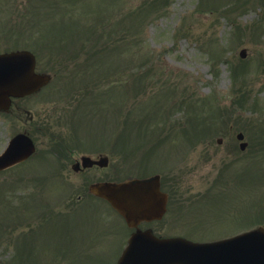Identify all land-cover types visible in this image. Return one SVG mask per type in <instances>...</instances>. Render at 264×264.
I'll use <instances>...</instances> for the list:
<instances>
[{
  "label": "rangeland",
  "instance_id": "1",
  "mask_svg": "<svg viewBox=\"0 0 264 264\" xmlns=\"http://www.w3.org/2000/svg\"><path fill=\"white\" fill-rule=\"evenodd\" d=\"M29 42L37 52L47 47L43 59L60 60L40 67L55 75L38 112L50 107L58 119L80 91L112 103L99 123L121 130L116 179L160 173L170 185L168 173L185 170L175 185L191 196L203 188L196 194L207 197L211 223L220 214L233 222L237 212L245 230L264 226V0H0V50ZM71 58L75 65H63ZM54 127L71 135L67 125ZM237 132L248 142L243 151ZM15 133L0 116V151ZM19 169L0 172V264H115L125 244L118 218L98 207L80 217L78 193L69 201L70 184L58 174L48 183L47 174ZM186 217L169 227L184 229ZM199 219L196 236L206 237L215 227ZM73 222L89 228L79 235Z\"/></svg>",
  "mask_w": 264,
  "mask_h": 264
},
{
  "label": "flooded vegetation",
  "instance_id": "2",
  "mask_svg": "<svg viewBox=\"0 0 264 264\" xmlns=\"http://www.w3.org/2000/svg\"><path fill=\"white\" fill-rule=\"evenodd\" d=\"M21 17L22 16L15 18L14 21L17 30L19 28V30H22L23 27V20ZM6 28L8 32H12L14 29L12 27L8 28L7 26ZM37 35L42 36L43 34L40 32ZM8 37H10V34H8ZM39 39L43 38L39 37L38 40ZM29 43V45L21 48L2 49L0 53L18 50H27L31 52L34 57V73H50L49 75L53 80L55 74L53 72H48L47 69H40V67L42 65H50L54 61H57L56 66H60V60L53 58L43 59L42 57H44V54L48 53L47 47L38 50V53L33 47L34 45L31 44V42ZM17 44L18 41L12 42V45ZM65 64L73 66L75 65V59L71 58L69 61L63 62V65ZM49 84L50 83L23 96L12 97L6 109L0 111V116L14 125L16 133L22 132L30 137L33 146V152L28 157L11 166L3 168L0 170L1 173L20 168L16 171V174H33V176L35 174H47L46 179L48 183L51 182L52 178H58L53 176V174H58L59 178L67 182L63 183L66 187L70 184V188L67 187L69 201H71L70 194L78 193L75 200L79 202V206H83L81 210L79 209L80 217L84 207H98L99 209H104L109 214L115 216L114 219L118 218L121 221V224L118 219L116 222L119 226H122V231L119 236L123 238V241L125 240V244L129 237L136 231L150 233L158 240L181 237L193 242L221 240L244 231L243 219L238 223L234 221V219L238 218L237 212L231 215V221L234 223H228V219L223 214L214 216L217 221L211 223V216H206V209H203L207 204V197L196 194L197 192L202 193L204 191L203 188L198 187L194 189L191 196V192L181 191V188L175 185L177 178L176 174H187L185 170H178L175 172L172 170L173 172H169L168 174L173 175L171 178L174 180H170V185L166 180L163 181V177L167 178V174H143L141 176L130 174L125 177L126 179H134L158 175L160 184L159 190L166 195L164 208L159 218L142 220L136 225H128L109 203L102 198L96 197L89 191L90 185L95 182L116 180L117 132L115 128L108 127V123H103L101 125L99 123L100 112L103 110L107 112L108 109L110 112L113 111L112 103L104 98L103 92H97V97L92 91L85 93L80 91V93H77L79 97H73L72 105L75 107L68 108L64 106V111L61 109L62 112L59 113L57 116L58 119H56L50 107L43 109L41 112L36 110V99L44 94L42 89ZM61 94L63 97L64 94ZM103 98L105 100L101 105V100ZM106 105H108V109ZM63 124L70 127L71 135H66L54 127H62ZM83 126L87 130L86 134L88 136V141L86 143L85 140L79 138V128ZM100 126H104L101 131L99 130ZM198 173L210 174L208 171L201 172L197 170H194V172L190 174ZM85 183L87 185H85ZM83 198L95 202H82ZM226 198L224 202L221 203V206L223 205L222 207L225 209L229 207ZM199 216H202L204 221L208 218V222L212 227H215L206 237L196 236V232L200 231L201 226L199 225L202 224ZM185 217L186 224L184 226L186 227H182L184 229L175 230L169 227L172 224L182 222ZM196 217L198 223L195 224L194 219ZM111 220L106 217L102 218L103 222L109 223ZM223 220H225L226 223L223 222ZM232 225L237 226V228L227 232L228 227ZM71 226L81 235V233L84 232L83 229L89 228V222L79 224L78 222H73ZM83 239L84 237H82V240ZM124 246L118 252L117 258L121 255Z\"/></svg>",
  "mask_w": 264,
  "mask_h": 264
},
{
  "label": "water",
  "instance_id": "3",
  "mask_svg": "<svg viewBox=\"0 0 264 264\" xmlns=\"http://www.w3.org/2000/svg\"><path fill=\"white\" fill-rule=\"evenodd\" d=\"M29 56L23 51L0 55V109L9 104L10 96L24 95L48 82V75L32 72V63L27 65ZM240 56H245L244 49ZM30 58L32 60V56ZM32 150L27 135H15L0 155V169L24 158ZM158 187L155 176L98 182L90 186V191L105 198L130 225H134L142 219L160 217L165 200ZM117 264H264V227L211 244L193 243L183 238L158 240L150 233L137 231L129 238Z\"/></svg>",
  "mask_w": 264,
  "mask_h": 264
}]
</instances>
